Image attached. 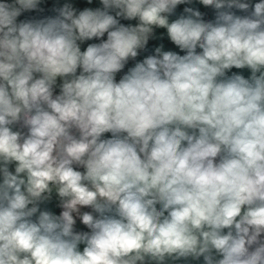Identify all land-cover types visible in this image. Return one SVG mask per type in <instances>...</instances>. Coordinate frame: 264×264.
Here are the masks:
<instances>
[{
  "label": "clouds",
  "instance_id": "1",
  "mask_svg": "<svg viewBox=\"0 0 264 264\" xmlns=\"http://www.w3.org/2000/svg\"><path fill=\"white\" fill-rule=\"evenodd\" d=\"M0 264H264V0H0Z\"/></svg>",
  "mask_w": 264,
  "mask_h": 264
},
{
  "label": "crops",
  "instance_id": "2",
  "mask_svg": "<svg viewBox=\"0 0 264 264\" xmlns=\"http://www.w3.org/2000/svg\"><path fill=\"white\" fill-rule=\"evenodd\" d=\"M96 4H98V0H94V5H96ZM83 5H81V7H82ZM84 47H86V45H83L82 46V50H83V48ZM166 48L167 49H172V50H176L175 49V47H174V45H172L171 43H166ZM233 71H237V72H243V74L245 75V76H248L250 73H249V71L248 70H236V69H233ZM119 78V77H118ZM106 135H110V134H106ZM56 212H57V214H58V209H54Z\"/></svg>",
  "mask_w": 264,
  "mask_h": 264
}]
</instances>
